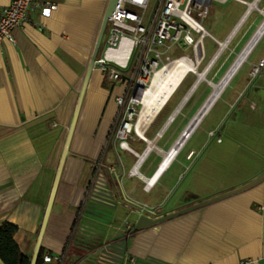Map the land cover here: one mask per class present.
Wrapping results in <instances>:
<instances>
[{
    "label": "crops",
    "instance_id": "obj_1",
    "mask_svg": "<svg viewBox=\"0 0 264 264\" xmlns=\"http://www.w3.org/2000/svg\"><path fill=\"white\" fill-rule=\"evenodd\" d=\"M11 1L0 0V15ZM108 3L33 0L15 42L0 47V224L18 227L15 241L30 259ZM129 51L124 43L109 57L122 62ZM98 71L90 77L52 207L45 255L62 256L63 264H264L262 128L227 120L224 112L185 153L214 103L150 185L183 135L171 145L166 137L168 120L179 110L176 119L189 91L162 128L157 167L140 169L143 179L131 177L136 164L130 170V154L115 147L112 136L124 88Z\"/></svg>",
    "mask_w": 264,
    "mask_h": 264
},
{
    "label": "built area",
    "instance_id": "obj_2",
    "mask_svg": "<svg viewBox=\"0 0 264 264\" xmlns=\"http://www.w3.org/2000/svg\"><path fill=\"white\" fill-rule=\"evenodd\" d=\"M226 3L242 0H118L117 5L108 17L95 68L102 72L107 81L122 85L123 93L116 98L118 119L112 136L127 144L132 129V113L137 110L138 96L153 82L156 73L176 60L172 59L175 48H192L198 58L204 49V28L212 2ZM33 0H12L0 15V47L5 41L14 43V32L28 20V12ZM124 43H128L130 51L127 59L118 61L109 57V53L118 52ZM189 59L188 56L179 59ZM264 70V60L251 68L250 76L255 79ZM175 121L172 116L168 123ZM164 129L160 130L163 132ZM158 132L152 142L156 147L163 135ZM164 134V132H163ZM214 137V133H210ZM147 148H152L148 140ZM221 140H219L220 142ZM129 148V147H128ZM138 155V154H137ZM139 177L138 174H129ZM55 261L63 264L62 256L46 254L44 262ZM245 264V263H241Z\"/></svg>",
    "mask_w": 264,
    "mask_h": 264
},
{
    "label": "rangeland",
    "instance_id": "obj_3",
    "mask_svg": "<svg viewBox=\"0 0 264 264\" xmlns=\"http://www.w3.org/2000/svg\"><path fill=\"white\" fill-rule=\"evenodd\" d=\"M255 1L256 0H242V2L228 1L226 3H220L217 1L212 2L207 19L204 23V28L209 35L205 37L204 49L202 53L199 54L198 58L194 55L192 48L174 49L172 59L176 60L188 56L193 62V66H196V73H189L181 87L158 117L143 128L144 138L148 140V142H151L154 134L163 128L168 117L172 115L174 109L180 103L182 98L198 81V76L208 70L205 81H203L190 96L180 113L177 115L175 121L170 125V129L166 136L169 141H171L169 144L171 145L178 135L186 130L189 123L201 109L202 105L205 104L211 96L214 86L219 85L224 79L228 71L233 67L238 56L246 48L258 27L263 23L264 0H259L257 8L250 14L235 37L228 43L211 68H209L212 60L220 49L219 43H223L227 39L238 22L245 15L244 13L247 10V4ZM262 55H264V36L256 48L250 53L246 62L242 64L240 70L236 73L228 86L223 90L210 112L213 108H216V110L209 118H204L205 121H202L204 123L200 127L193 141L186 147L185 153L190 152L191 149L197 147L201 141L205 140L207 130L215 123L219 115H222L224 112H226L227 120L234 122L239 121L252 127H261L264 134V70L262 74L255 79L250 76L251 68L260 61ZM98 72L106 79V76L102 72ZM141 111L142 106L138 104L136 112L131 114L133 118L131 123L133 126L137 124ZM233 131L237 132L236 129L230 130L231 133ZM210 133H214V137L217 134L216 132ZM121 143V141L115 140V147L120 149ZM127 143L129 149H126V152L130 154L131 159L129 163L131 170L138 161V156L133 150L136 151L138 155H143L147 149V143L139 138L134 130L129 134ZM157 146L158 149L161 150L160 145ZM110 152L111 151L108 149L104 153L101 160L102 164L104 161L106 162L108 160ZM155 152L158 151L152 152L153 154L151 153L149 157H147L148 154L146 155V161L142 167H140L143 173L148 168L155 169L157 167L160 159Z\"/></svg>",
    "mask_w": 264,
    "mask_h": 264
},
{
    "label": "bare ground",
    "instance_id": "obj_4",
    "mask_svg": "<svg viewBox=\"0 0 264 264\" xmlns=\"http://www.w3.org/2000/svg\"><path fill=\"white\" fill-rule=\"evenodd\" d=\"M258 2H259V0H256L253 3L247 4V10L244 13L245 15L238 22V24L234 28L231 36L229 38H227L223 43L222 42L219 43L220 49L217 52V54L215 55L214 59L212 60V63H211L209 68H211L213 63L222 54L223 50L226 48L228 43L235 37V35L238 33V31L240 30V28L242 27L244 22L247 20V18L250 16V14L257 8ZM205 36H208V35L206 34ZM263 36H264V21L258 27L255 34L252 36V38L250 39L246 48L238 56L233 67L228 71V73L226 74L224 79L220 82L219 85L214 86L211 96L208 98V100L205 102V104L199 110L197 115L191 121L192 124H191L190 130L194 127L195 128L197 127L199 122L207 114V112L212 107V105L218 100V98L222 94L223 90L228 86L230 81L233 79V77L236 75L238 70L241 68L242 64L246 62L250 53L256 48V46L259 44V42ZM195 67H196L195 65L193 66L190 63L189 59L185 58V59H178L175 62H173L171 65L167 66L166 68L158 71L156 73L154 79H153L151 86L149 88H147L146 90H144L138 96L137 100H138L139 104L142 106V111L140 113L137 124H135V126H133V125L128 126L127 127L128 130H130V129L134 130V132L137 134L138 137H140L141 139H145L144 135H143V128H145L147 125H149L153 121V119L161 112V110L167 104V102L169 101L171 96L174 94V92L177 90V88H179V86L182 84V81L184 80V78L186 76H188L189 73H191V72L196 73ZM207 71L208 70H206L204 72V74H201L198 76V81L193 85V87H191V89L189 90L187 96L184 98L180 107L183 106V104L188 100V97L195 90L196 86L199 83L205 81ZM178 112H179V110H177L176 113L173 114V117H175ZM202 115H203V117L201 118ZM195 128H194V130H195ZM160 136H161V132H160ZM189 137H190V135L188 136V138ZM177 143H176L174 148H172L167 154L164 155V160H163L161 167L159 169L160 171L157 173L155 178L151 179L148 182V184L153 185L155 183L159 174L174 159L175 154L180 151V148L183 145V143H182V141L180 143H178V145H177ZM148 144L149 145L151 144L152 148H147L146 151L143 153V155H137L138 156V162L136 163L135 167L132 170V173L138 174L139 178H141V179H143V176L140 174L139 170H140V167L143 164L145 158H147L146 155L147 154L149 155L151 152H154V151H158V152L162 153V151L159 150L157 148V146L154 147L155 142H148ZM122 148L129 149L126 144H123Z\"/></svg>",
    "mask_w": 264,
    "mask_h": 264
},
{
    "label": "water",
    "instance_id": "obj_5",
    "mask_svg": "<svg viewBox=\"0 0 264 264\" xmlns=\"http://www.w3.org/2000/svg\"><path fill=\"white\" fill-rule=\"evenodd\" d=\"M117 2H118V0H109V3H108V7H107V10H106V13H105V17H104V20H103V23H102V26H101V30H100V33L98 35V39H97V42H96V45H95V48H94V51H93V54H92V57H91V60H90V64H89V67H88V70H87V74H86V77H85V80H84V83H83V86H82V90L80 92V96H79L78 103H77V106H76V109H75V113H74V116H73V120H72V123H71L69 134H68V137H67V141H66V144H65V147H64L63 155H62V158H61V161H60V165H59V168H58V172H57V175H56V178H55V183H54V186H53V190H52V193H51V196H50V199H49V203H48V206H47V209H46V213H45V216H44V220H43V223H42V226H41V229H40V233H39V237H38V240H37V244H36L33 256L31 258V264H37V260H38V257H39L40 250L42 248L44 235H45V232H46V229H47V225H48V222H49V218H50V214H51V211H52V207H53V204H54V201H55V198H56V194H57V190H58L59 183H60V180H61V176H62V173H63V169H64V166H65V162H66V159H67V157L69 155L70 145H71L72 138H73V135H74V131H75V128H76V124H77V121H78L80 110H81V107H82V104H83V101H84L85 93H86V90H87V87H88L92 72H93V70L95 69V66H96L95 62H96L97 56H98V54L100 52V49H101L103 36H104L105 29H106L107 22H108V17L110 15H112V13H113L116 5H117ZM202 117H203V115L201 116V118ZM191 124L192 123H190V125L186 128V130L184 131L183 135L180 137L178 143H180L181 141H182V143H184L186 141V139L188 138V136L191 135V133L194 131L195 127L190 130ZM178 143H177V145H178Z\"/></svg>",
    "mask_w": 264,
    "mask_h": 264
},
{
    "label": "trees",
    "instance_id": "obj_6",
    "mask_svg": "<svg viewBox=\"0 0 264 264\" xmlns=\"http://www.w3.org/2000/svg\"><path fill=\"white\" fill-rule=\"evenodd\" d=\"M17 232L18 227L14 224L8 222L0 224V259L4 264H31V259L21 251L19 245L15 241ZM44 255L45 250L42 247L37 264H44Z\"/></svg>",
    "mask_w": 264,
    "mask_h": 264
}]
</instances>
